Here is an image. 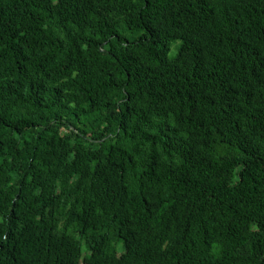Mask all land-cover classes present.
<instances>
[{"label":"trees","instance_id":"16d2710c","mask_svg":"<svg viewBox=\"0 0 264 264\" xmlns=\"http://www.w3.org/2000/svg\"><path fill=\"white\" fill-rule=\"evenodd\" d=\"M0 264H264V0H0Z\"/></svg>","mask_w":264,"mask_h":264},{"label":"rangeland","instance_id":"374dc122","mask_svg":"<svg viewBox=\"0 0 264 264\" xmlns=\"http://www.w3.org/2000/svg\"><path fill=\"white\" fill-rule=\"evenodd\" d=\"M177 48H178V42L173 43L172 48H171V51H170L169 54H170L171 56H172L173 54H175ZM224 176L228 178V177H230V174H229V173H224ZM83 261H84V260H83Z\"/></svg>","mask_w":264,"mask_h":264}]
</instances>
